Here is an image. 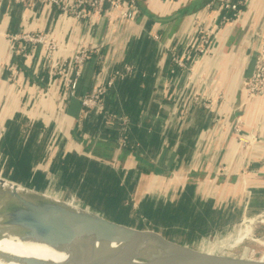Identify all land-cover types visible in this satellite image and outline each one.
<instances>
[{"label": "crops", "instance_id": "1", "mask_svg": "<svg viewBox=\"0 0 264 264\" xmlns=\"http://www.w3.org/2000/svg\"><path fill=\"white\" fill-rule=\"evenodd\" d=\"M209 1L139 0L133 20L112 13L90 21L43 3L2 0L0 31H45L57 40L59 59L68 60L80 43L99 48L102 61L83 67L76 95L124 64L132 72L103 97L120 117L106 127V118L83 111L61 80L49 77L41 47L28 46L22 57L0 36V175L137 227H167L187 241L219 236L263 210L264 94L241 114L242 134L251 131L257 143L241 145L231 109L264 37V0L241 5L239 16L211 37L210 53L194 66L203 81L169 71L165 48L183 55L197 24L218 15L205 8ZM9 66L17 70L15 82ZM195 94L211 97L210 108L190 99Z\"/></svg>", "mask_w": 264, "mask_h": 264}, {"label": "water", "instance_id": "2", "mask_svg": "<svg viewBox=\"0 0 264 264\" xmlns=\"http://www.w3.org/2000/svg\"><path fill=\"white\" fill-rule=\"evenodd\" d=\"M4 232L63 249L73 264H264V253L246 245L235 251L240 242L208 252L207 244L220 239L187 241L172 231L137 227L0 175V235ZM94 242L115 245L97 249ZM23 261L53 264L33 257Z\"/></svg>", "mask_w": 264, "mask_h": 264}, {"label": "built area", "instance_id": "3", "mask_svg": "<svg viewBox=\"0 0 264 264\" xmlns=\"http://www.w3.org/2000/svg\"><path fill=\"white\" fill-rule=\"evenodd\" d=\"M24 6H32L34 3H43L51 5L57 11L76 19L85 20H110L112 13H117L124 20H133L139 10V0H10ZM250 0H211L204 6L209 11H217L218 15L213 20H206L197 24V37L190 47L185 49L183 55L179 56L172 48L166 47L167 53H170L172 62L186 72L189 78L196 77L203 81L204 74L196 72L194 66L199 57L210 53V39L226 23L239 16L241 5L248 4ZM2 0H0L1 4ZM0 36L5 41L7 47L14 53L27 57L29 55L28 46H39L43 49L47 59V74L49 77H57L67 93L76 96L83 111L94 109L98 113H103L107 121L114 118H120L115 113L105 110L103 97L113 86L116 78H123L132 72V66L124 64L120 69L114 70L106 81L94 85L88 93L76 95L75 90L82 69L91 55L101 57L99 48L93 44L80 43L76 51L67 59L56 58L54 52L58 49V43L55 37L41 30H18V31H0ZM1 59V56H0ZM9 79L15 82L17 79V70L9 66ZM216 97L223 100L221 91H214ZM264 94V37L262 38L258 50L256 51L253 68L249 75L245 76L239 86V98L231 109L232 130L236 134L241 145L257 142L255 135H243L242 127L244 120L242 110L255 96ZM196 103H200L204 108H210L211 97H201L199 94L192 96ZM216 121L217 117H213ZM125 120V119H123ZM120 145L126 144V135L123 134L119 139ZM72 199V197H71ZM74 200V199H72ZM264 212V210H263ZM261 215V214H258ZM245 216L242 220L248 219ZM227 232V231H226ZM225 232V233H226ZM228 234V233H227Z\"/></svg>", "mask_w": 264, "mask_h": 264}, {"label": "bare ground", "instance_id": "4", "mask_svg": "<svg viewBox=\"0 0 264 264\" xmlns=\"http://www.w3.org/2000/svg\"><path fill=\"white\" fill-rule=\"evenodd\" d=\"M4 184L14 185L5 180ZM16 189H20V187L17 185ZM51 198L56 199L55 197ZM251 229V227L239 228L235 233L227 235V238L221 240L220 245L240 242L250 233ZM114 245V243L94 242V247L97 249L107 250ZM26 257L38 258L53 264H73L68 258V253L63 249L50 246L41 241L20 238L17 234L11 232H4L0 235V263L28 264L23 261Z\"/></svg>", "mask_w": 264, "mask_h": 264}, {"label": "rangeland", "instance_id": "5", "mask_svg": "<svg viewBox=\"0 0 264 264\" xmlns=\"http://www.w3.org/2000/svg\"><path fill=\"white\" fill-rule=\"evenodd\" d=\"M241 131L243 132V130H241ZM250 134H252L251 131H250L249 135ZM255 137H256V135H255ZM259 141L260 140L257 137V142H259ZM46 195H48V194H46ZM263 210H261L257 213H254L252 215H248L249 218L244 220V221L242 219H240V221L237 224H235L234 227L232 229L228 230L226 233H222L221 235L215 236V237L214 236L209 237L211 241L215 240V239L216 240L220 239V240L214 244H207V250L209 248L208 252H212L211 250H213L216 246H218V247L223 246V245H220V243H221V240L228 237V236L225 237L227 233H229V232L235 233L236 230H238L239 228L251 227L252 229H251L250 233L243 240L240 241L241 244H239L237 247H235L234 250L239 251V249L242 248L243 245H246L250 249H253L254 252L257 254L264 253V212H263ZM258 214H261V215H258ZM158 228L160 230H163V231H169L167 227H158ZM237 243H239V242H237ZM197 244H196V246H198ZM0 264H3V263H0Z\"/></svg>", "mask_w": 264, "mask_h": 264}, {"label": "trees", "instance_id": "6", "mask_svg": "<svg viewBox=\"0 0 264 264\" xmlns=\"http://www.w3.org/2000/svg\"><path fill=\"white\" fill-rule=\"evenodd\" d=\"M100 51V50H99ZM100 54H101V51H100ZM168 59H169V71H177V70H179L180 71V68L179 67H177L173 62H172V60H171V55H170V53H168ZM89 61H94V63H96L97 65L98 64H100L101 63V61H102V58H100V57H97L95 54L94 55H91L90 57H89V59L87 60V62L85 63V65L89 62ZM84 65V66H85ZM187 74V73H186ZM126 76H128V75H126ZM126 76H124V77H126ZM81 77V76H80ZM123 77V78H124ZM79 80V79H78ZM78 83V82H77ZM64 88V87H63ZM111 89V88H110ZM110 89L108 90V92L106 93V94H108L109 93V91H110ZM64 90H65V88H64ZM66 91V90H65ZM67 92V91H66ZM105 94V95H106ZM104 95V96H105ZM191 96V95H190ZM189 96V97H190ZM205 98V97H204ZM65 99H67V98H65ZM190 99H192V96L190 97ZM82 108V107H81ZM104 108H105V110H107V108H106V106L104 105ZM95 111L94 109H91V110H87V111ZM96 112V111H95ZM98 113V112H97ZM98 115H100L102 118H103V120H104V118L105 117H103L104 115H103V113H98ZM105 122V121H104ZM105 124V126L106 127H112V124H113V121L111 120V121H107V122H105L104 123ZM108 129H110V128H108Z\"/></svg>", "mask_w": 264, "mask_h": 264}]
</instances>
